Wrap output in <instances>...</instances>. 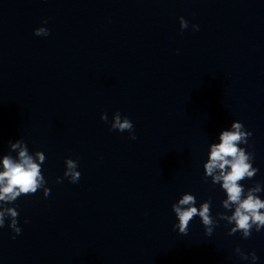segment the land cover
Returning a JSON list of instances; mask_svg holds the SVG:
<instances>
[{"label": "clouds", "instance_id": "1", "mask_svg": "<svg viewBox=\"0 0 264 264\" xmlns=\"http://www.w3.org/2000/svg\"><path fill=\"white\" fill-rule=\"evenodd\" d=\"M181 29L188 28V21L180 17ZM47 23V21H43ZM193 30H199L198 25H193ZM36 36H48L47 28H37L34 30ZM101 120L108 122L107 113L101 115ZM111 130L119 132H129L130 139L135 140L134 125L127 117H121L119 111L114 113L111 121ZM252 135L246 131L243 123L233 122L231 130L222 131L219 135V143L211 145L208 162L204 165L206 175L212 177L213 184L222 182V188L226 191L227 199L222 201L224 209H231L235 206L230 216L219 214L221 219H226L229 224H234L229 231V235L237 232L241 237L247 239L251 236L252 230L260 232L264 229V200H261L256 193L261 191V184L256 183L255 187L249 188L245 196V188L239 181L245 178H253L258 169L252 166L253 154H246L244 148L238 147V144H247L248 138ZM13 150L19 149V159L15 160L9 155H5L2 161L3 171H0V228L5 226L6 216L9 219L8 226L18 235L21 229L17 226L19 215L15 207H6L15 202L22 194L32 195L38 190L43 189L45 197L50 194V189L46 187L47 181L42 174V164L46 160L44 152L37 151L36 159L29 154V149L23 140L18 139L15 143L10 142ZM37 160L39 162H37ZM66 169L64 177L71 183H77L81 173L77 171L78 162L71 158L65 160ZM217 170L218 174H217ZM64 177H58L57 183L62 182ZM196 205V197L192 194H184L178 203L172 205V210L178 220L173 225L179 233L187 234L190 221L199 216L205 228V233L211 235L214 227V220L211 215V199L200 205ZM187 206V207H184ZM27 222V221H25ZM15 238V237H13ZM236 253L243 260H251L256 264L258 259L256 253H244L239 247L235 249Z\"/></svg>", "mask_w": 264, "mask_h": 264}]
</instances>
